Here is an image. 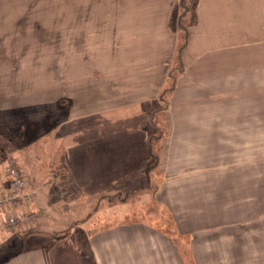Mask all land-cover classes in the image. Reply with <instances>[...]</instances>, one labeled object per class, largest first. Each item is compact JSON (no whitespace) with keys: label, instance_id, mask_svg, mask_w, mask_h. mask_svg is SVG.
<instances>
[{"label":"crops","instance_id":"1","mask_svg":"<svg viewBox=\"0 0 264 264\" xmlns=\"http://www.w3.org/2000/svg\"><path fill=\"white\" fill-rule=\"evenodd\" d=\"M186 4L0 0V207L29 215L0 264H245L264 216V0ZM11 158L30 204L3 199Z\"/></svg>","mask_w":264,"mask_h":264},{"label":"rangeland","instance_id":"2","mask_svg":"<svg viewBox=\"0 0 264 264\" xmlns=\"http://www.w3.org/2000/svg\"><path fill=\"white\" fill-rule=\"evenodd\" d=\"M124 119H126V118H124ZM123 122H127V121H123ZM123 122H120V121L116 122L115 126H118V125L122 124ZM77 126L78 125H75L74 127H77ZM91 127L92 126H89V128H91ZM6 165H7V161H6ZM5 169H6V166H4V168L1 171L5 172ZM6 177L7 176H4L2 174L1 186L3 188H4V185L6 183H7V187H8V183L10 181V178L9 177L6 178ZM255 180H257V178H255ZM7 187H5V188H7ZM257 190H258L257 185H254V184L251 185V192H250L251 198L253 196H258ZM0 192H1V187H0ZM119 197H123V196H119ZM263 202H264V199H263ZM97 203H98V201H97ZM136 203L137 202L135 200V197H134V199H132V201H131V199H129V200L126 199V204H127V207H129V208L130 207L132 208ZM104 204H105L104 202H101V206H100L98 203L97 210H96V207L94 208V210H91V211H89V209H87L88 211L85 212V214L83 215L84 219L81 221H87V222H89L88 225L90 227L96 228L97 221L95 219V213H97V215H99L100 212L104 211L105 210L104 208L106 207V206H104ZM252 204L253 203H252V199H251V205ZM3 206L4 207H0V241H2V243L0 244V246H1L0 247V259L7 254H13V253L19 251V249H21V246L25 247V245H23V244L27 243V241H26L27 236H25L23 238V236H24L23 234L17 235V233H13L12 230H10L9 228L3 227L4 220L6 218H8V216L13 214L12 209L8 208V206H6L5 203ZM78 208L82 209V205L79 206ZM70 213H71V210L69 212V215H68V213L65 214V212H63L62 210H60V211H59V209L56 210V214H58L63 219H66V222H69V223L73 219V218H71L72 216L70 217ZM260 214H262V213H260ZM49 215L50 214H48V212H46L44 214V216L40 215V216H36L33 218H38V220H36V221H37V224H40L42 221H45L47 219L46 216H49ZM33 218L31 217L32 223H35V221H33L34 220ZM252 221H254L253 222L254 224H252L250 226L251 227L250 232H251L252 239H250V249L248 250L247 256L246 255L244 256V261H245V264H264V216L262 215L260 217H257L255 219H253ZM47 222L53 223L55 225L58 222V220L55 217H52V219L48 220ZM78 223L75 222L73 224L77 225ZM60 226H65V223H59L58 227H60ZM27 245H28V243L26 244V246Z\"/></svg>","mask_w":264,"mask_h":264},{"label":"built area","instance_id":"3","mask_svg":"<svg viewBox=\"0 0 264 264\" xmlns=\"http://www.w3.org/2000/svg\"><path fill=\"white\" fill-rule=\"evenodd\" d=\"M6 175L10 178L8 183L4 201L25 200L30 204L35 194L32 191H27V181L23 178L20 167L14 159H8L6 166ZM29 215L20 213H13L4 220V228H9L13 233H22L28 224Z\"/></svg>","mask_w":264,"mask_h":264},{"label":"trees","instance_id":"4","mask_svg":"<svg viewBox=\"0 0 264 264\" xmlns=\"http://www.w3.org/2000/svg\"><path fill=\"white\" fill-rule=\"evenodd\" d=\"M186 1L187 0H181V3H182V10H183V12H182V14H181V16L180 17H182V15H185V14H187L188 13V10H189V8H188V6H187V4H186ZM177 60L179 61V57L177 58ZM170 75V80L172 79L173 80V77H171V74H169ZM169 89H172L171 87H169Z\"/></svg>","mask_w":264,"mask_h":264}]
</instances>
